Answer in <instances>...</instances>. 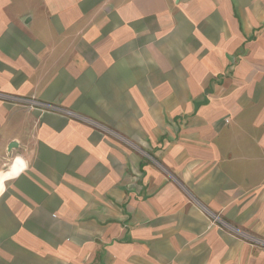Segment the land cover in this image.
<instances>
[{
    "label": "crops",
    "instance_id": "obj_1",
    "mask_svg": "<svg viewBox=\"0 0 264 264\" xmlns=\"http://www.w3.org/2000/svg\"><path fill=\"white\" fill-rule=\"evenodd\" d=\"M0 93V264H264V0H0Z\"/></svg>",
    "mask_w": 264,
    "mask_h": 264
},
{
    "label": "built area",
    "instance_id": "obj_2",
    "mask_svg": "<svg viewBox=\"0 0 264 264\" xmlns=\"http://www.w3.org/2000/svg\"><path fill=\"white\" fill-rule=\"evenodd\" d=\"M0 99H5L6 101H9L11 103H14V104H18V103H21V104H24V105H28L29 107L31 108H34L36 110H40V111H46V112H50V113H62L64 116H72V113L68 110H64V109H60L58 107H55L53 105H49V104H46V103H42V102H39V101H36V100H30V99H24V98H17V97H10V96H5L3 94L0 93ZM84 120V119H82ZM212 219L214 221H217V222H222L221 220H219L218 217L214 216V215H211ZM238 234L244 238V239H247V238H250L249 235L245 234V233H240L238 232ZM252 243H260L259 240H257L256 238H252L251 240ZM263 243V246H264V242Z\"/></svg>",
    "mask_w": 264,
    "mask_h": 264
},
{
    "label": "rangeland",
    "instance_id": "obj_3",
    "mask_svg": "<svg viewBox=\"0 0 264 264\" xmlns=\"http://www.w3.org/2000/svg\"><path fill=\"white\" fill-rule=\"evenodd\" d=\"M214 223H219V224L222 226V229L226 230L227 232H229V233L232 234L233 236H235V237H237V238H239V239H241V240H243V241H246V242L252 244L253 246H261V247H264V246H263V243H262V242H264V239H263L262 237H259V236H255V235L249 234V233L244 232V231H241V230H239V229H235L234 227H232V226H230V225H227V224L224 223V222H217V221H214V220H213V221H212V224H214ZM238 232H240V233L243 232V233L249 235L250 238L244 239V238H242V237L238 234ZM252 238H253V239L256 238L257 240L260 241V243H252V242H251Z\"/></svg>",
    "mask_w": 264,
    "mask_h": 264
},
{
    "label": "water",
    "instance_id": "obj_4",
    "mask_svg": "<svg viewBox=\"0 0 264 264\" xmlns=\"http://www.w3.org/2000/svg\"><path fill=\"white\" fill-rule=\"evenodd\" d=\"M16 147H17V143H15V142H11V143L8 145L7 150L10 151L12 148H16Z\"/></svg>",
    "mask_w": 264,
    "mask_h": 264
}]
</instances>
